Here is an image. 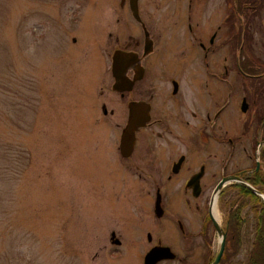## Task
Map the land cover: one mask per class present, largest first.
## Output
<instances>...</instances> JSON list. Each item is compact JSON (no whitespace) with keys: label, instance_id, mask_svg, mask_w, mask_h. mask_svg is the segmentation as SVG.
Returning a JSON list of instances; mask_svg holds the SVG:
<instances>
[{"label":"rangeland","instance_id":"374dc122","mask_svg":"<svg viewBox=\"0 0 264 264\" xmlns=\"http://www.w3.org/2000/svg\"><path fill=\"white\" fill-rule=\"evenodd\" d=\"M249 2L242 0L246 13L227 24L233 0H142L140 13L170 19L199 13L209 20L210 33L224 25L209 55L215 62L224 57L229 68H242L236 37L242 28L243 37L248 33L246 55L264 68V0L258 8ZM73 18L79 22H69ZM229 24L235 33L227 31ZM176 30L183 40L171 54L196 64L201 51L193 35ZM137 33L120 0H0V264H143L148 250L128 241L124 228H157L156 216L149 197H142L145 183L119 153L120 118H101L98 110L112 95L103 76L114 48L124 40L133 43ZM225 77L233 81V70ZM247 81L242 78L234 97L226 85L231 131L241 130L252 113L258 120L264 110V93L251 96L250 102L257 101L250 111L241 110L247 90L264 87L262 80ZM237 193L229 185L218 197L219 222L226 223ZM111 230L123 233L124 246L104 245Z\"/></svg>","mask_w":264,"mask_h":264},{"label":"flooded vegetation","instance_id":"af4514ba","mask_svg":"<svg viewBox=\"0 0 264 264\" xmlns=\"http://www.w3.org/2000/svg\"><path fill=\"white\" fill-rule=\"evenodd\" d=\"M141 1L137 0L139 14L135 15L133 0H120V7L132 13L137 38L133 43L119 42L117 38L119 46L114 48L112 63L110 68H105L103 76L109 81L112 95L98 107L101 118H120L122 131L131 120L139 119L131 156L121 155L120 144L119 153L124 162L127 161L126 167L134 170L132 175L145 183L142 197H149L147 206L156 216L152 223L157 228L149 229L150 223L125 227L127 240L144 246L143 251L169 247L175 254L174 258H165L156 264H213L225 233V248L219 264H247L255 242V212L250 213L252 207L249 206L242 210L244 224L240 231L239 250L225 262L223 257L230 246V207L223 224L214 216L213 206L214 196L223 195L229 185L238 193V185L245 186L231 178L232 181L216 192L224 178L238 177L250 183L249 178L263 167L260 154H255L256 145L260 151L263 147L256 112L239 131L230 130L225 114L226 85L231 87L229 96L234 97L240 91L242 78L245 81L250 78L248 83L257 81V78L234 65L229 68L224 57L222 62L210 61V51H214L216 41L226 32L224 25L218 24L210 33L209 20L202 19L199 13L173 16L172 19L165 18L170 17L167 15L147 18L140 13ZM230 7L231 13L223 19L224 24L228 19L235 22L239 13L238 1L233 0ZM120 21L121 18H117L116 25ZM69 22L75 24L79 20L73 18ZM177 27L193 35L192 42L201 51L196 64L183 63L171 54L172 46L183 40ZM228 27V32L235 33L231 24ZM168 28L173 30L168 31ZM73 41L76 43L77 39L74 37ZM117 51L128 54L115 63ZM231 70L233 81L225 77ZM247 92L242 98V103L246 98L249 105L244 113L250 111L251 104L257 101L250 102L255 96L254 89ZM158 197L164 211L161 217L155 211ZM169 210L172 211L170 218ZM162 224L167 232L161 231L164 229ZM104 241V245L110 248L122 247L126 242L123 233L115 230L107 231Z\"/></svg>","mask_w":264,"mask_h":264},{"label":"trees","instance_id":"16d2710c","mask_svg":"<svg viewBox=\"0 0 264 264\" xmlns=\"http://www.w3.org/2000/svg\"><path fill=\"white\" fill-rule=\"evenodd\" d=\"M239 3L238 12H242L243 14L246 13V6L242 3V0H236ZM249 2V0H247ZM260 1L262 0H252V2H249L252 4V8H258L260 7ZM238 21L240 22V16L238 18ZM243 37V30L242 28L237 33V49L239 50V56H240V65L244 72H247L251 75H254V78H257L256 80L264 82V68L261 66L258 67L257 64H255L251 59L248 58L246 55V42L248 40V33H246ZM240 40V41H239ZM241 42L243 43L242 48L240 47ZM235 48V47H234ZM257 82V81H255ZM264 86V85H263ZM254 93L255 95L259 94L262 95L264 93V87L263 90L259 89L255 86ZM257 126L262 129V143L263 147L260 151L261 160L263 163L262 169L256 173L254 176L249 178V182L254 185L258 186L259 189L262 191L264 188V110L261 112L260 115H258L257 120ZM240 186L239 193L236 195V197L231 199V206H230V214H229V229H230V246L229 250L226 252V254L223 257V261L228 262L232 259L234 255L237 254L240 246V231L244 224V217L241 215L242 210L247 207L251 206L253 208V211L255 212V242L253 246V250L250 256L249 261L247 264H264V200L256 195L253 191L248 189L247 187L243 185Z\"/></svg>","mask_w":264,"mask_h":264},{"label":"water","instance_id":"95a60500","mask_svg":"<svg viewBox=\"0 0 264 264\" xmlns=\"http://www.w3.org/2000/svg\"><path fill=\"white\" fill-rule=\"evenodd\" d=\"M132 8H133V12L135 15L139 14V7H138V3L137 0H133V4H132ZM128 53H124L122 51H117L114 54V62H118L119 60L125 58ZM248 102L246 100V98L243 100L242 103V111H247L248 110ZM139 119L135 118V120H131L129 122V124L124 128V130L122 131L121 134V138H120V151H121V155L123 157H129L131 156L134 146H135V132L136 129L138 127V123ZM260 166V164L258 163V167ZM231 178H235L236 180L240 181L241 183H243L247 188H249L250 190H252L254 193L258 194L259 196H261L264 199V194L257 189L256 187H254L253 185H251L250 183L246 182L245 180L238 178V177H227L224 178L217 186V191L219 192L220 190L223 189V187L230 181H232ZM156 214L158 217H161L164 213L163 208H161V204H160V197H158V202H157V207H156ZM214 223L216 224V226L219 228V223L217 222V220L214 218ZM223 239L221 242V248L219 253L216 256L215 261L213 262V264H219L221 257L223 255L224 252V248H225V238H226V234L223 233ZM175 254L173 252H170V248L169 247H155L152 248L150 251H148L144 257V264H156L157 262H159L162 259L165 258H174Z\"/></svg>","mask_w":264,"mask_h":264},{"label":"bare ground","instance_id":"6f19581e","mask_svg":"<svg viewBox=\"0 0 264 264\" xmlns=\"http://www.w3.org/2000/svg\"><path fill=\"white\" fill-rule=\"evenodd\" d=\"M217 202H218V195L216 194L214 196L213 213H214V216L218 219L219 218V214H218V211H217Z\"/></svg>","mask_w":264,"mask_h":264}]
</instances>
